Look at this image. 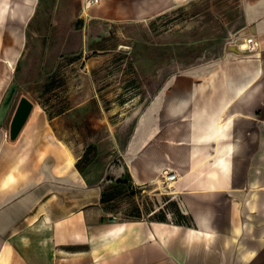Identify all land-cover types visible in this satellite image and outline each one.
Here are the masks:
<instances>
[{
    "label": "crops",
    "instance_id": "0c3cea01",
    "mask_svg": "<svg viewBox=\"0 0 264 264\" xmlns=\"http://www.w3.org/2000/svg\"><path fill=\"white\" fill-rule=\"evenodd\" d=\"M42 1L0 0V101L12 71L6 57L15 49L20 54ZM185 1L67 0V10L73 22L76 14L84 19L81 41L90 50L107 20L150 18V12ZM242 1L258 56L243 55L232 65L228 60L232 70L212 77L209 91L194 87L186 113L195 119L201 114V120L180 117L163 129L162 164L178 170L177 190L168 197H178L179 218L172 219L171 209L162 218L150 217L157 209L137 218L123 210L116 217L100 202L101 190L75 179L78 171L56 172L36 145L26 150L33 140L23 129L10 140L9 123L2 122L0 162L11 171L0 177V264H264V0ZM229 50L239 53L234 44ZM189 82L180 87L193 88ZM218 115L232 118L204 123ZM136 128L143 132L126 143L129 159L122 155L134 184V175L144 183L152 173L150 113L137 119ZM45 161L46 170L38 169Z\"/></svg>",
    "mask_w": 264,
    "mask_h": 264
},
{
    "label": "rangeland",
    "instance_id": "374dc122",
    "mask_svg": "<svg viewBox=\"0 0 264 264\" xmlns=\"http://www.w3.org/2000/svg\"><path fill=\"white\" fill-rule=\"evenodd\" d=\"M67 6V0H43L30 22L26 44L1 91L3 95L15 84L3 124L9 123L18 97L26 95L34 103L22 131L33 140L27 151L36 145L38 155L49 157L59 174L78 171L80 182L102 191L100 202L111 206L116 217L123 210L137 218L157 209L150 217L162 218L171 209L177 220L178 197H168L177 182L165 181L162 136L164 128L179 120L167 115L165 104L170 95L186 89L180 87V78H190L194 88L215 71L232 70L228 60L232 65L243 55H253L250 49L242 52L237 42L248 37L258 47L246 27L243 1L186 0L150 12V18L107 20L92 36L90 50L81 41L84 19L76 14L73 22ZM232 44L238 54L229 50ZM147 113L150 160L161 164L163 172L134 184L122 162L130 155L124 149L137 133V119ZM88 146L94 148L82 159ZM46 165L38 169L45 171ZM6 170L11 171L0 162L1 178Z\"/></svg>",
    "mask_w": 264,
    "mask_h": 264
},
{
    "label": "bare ground",
    "instance_id": "6f19581e",
    "mask_svg": "<svg viewBox=\"0 0 264 264\" xmlns=\"http://www.w3.org/2000/svg\"><path fill=\"white\" fill-rule=\"evenodd\" d=\"M15 40H16L17 43H21V42L18 41V40H20V36L16 35L15 36ZM242 41L241 40L237 41V42H239L238 43L239 49L242 52L243 51H248L249 47L251 46V43H249V40L246 39V41H244L243 44L240 45V43ZM255 47H256V42L253 44V47H252L253 50H251L250 53H253L254 56H258V52L256 50L257 48H255ZM18 54H19L18 49H15V50L10 51L9 55L6 57V65H7V69L9 71H11L13 69L15 61H16V59L18 57ZM217 74H218V72H216V71L213 72L211 77L207 80V82L199 85L198 88L201 89V88L211 87L213 85L212 77L217 76ZM8 77H10L9 73L6 74V78H8ZM189 79L190 78H188V77L180 78L181 83H184V82L188 81ZM2 85H3V81L0 82V87ZM240 85H241L240 86V90H242L243 86H242V84H240ZM194 94H195V88H192V89L190 88V89H185L183 91H178L177 93L170 95L168 97L167 101H166V104H165V110L168 113V115L171 116L174 119H180V117H181V119L186 120L188 123L198 122L199 120H201L200 119L201 118V114H200V116H198L195 119L193 114H187L186 113V110L188 109V107L190 105V101H191L192 97L194 96ZM223 106L227 107L226 103H224ZM228 118H232V116L231 115H227V116L226 115L225 116L218 115L217 118L210 117L208 119H205L204 123H214V122L221 123L224 120L226 121V119H228ZM227 121H230V119H228ZM140 132H141L140 129H138L137 130V134H139ZM71 163H72V161L69 160L68 165H71ZM162 168H163V166L161 164H158L156 161L152 162L150 160V170L152 172L157 173V174L161 173V172H163ZM164 172H168V171L166 170ZM134 176H135L134 179H135V181L137 183H142L143 182V181L140 180L139 177H137L136 175H134ZM74 178L77 179L78 175L74 174ZM172 181L173 180L170 179L168 182L172 183ZM196 217H197V219L199 221L202 220V216L201 215H196Z\"/></svg>",
    "mask_w": 264,
    "mask_h": 264
},
{
    "label": "water",
    "instance_id": "95a60500",
    "mask_svg": "<svg viewBox=\"0 0 264 264\" xmlns=\"http://www.w3.org/2000/svg\"><path fill=\"white\" fill-rule=\"evenodd\" d=\"M246 39L249 38L245 37L240 43V45H242L243 42L246 41ZM15 93L16 87L15 84L12 83L7 89V91L4 93L0 101V124L4 121L9 111ZM33 107L34 103L26 95L22 94L18 97V100L15 104L14 110L9 120L8 137L10 140H15L18 137L30 116Z\"/></svg>",
    "mask_w": 264,
    "mask_h": 264
},
{
    "label": "built area",
    "instance_id": "2783aa9c",
    "mask_svg": "<svg viewBox=\"0 0 264 264\" xmlns=\"http://www.w3.org/2000/svg\"><path fill=\"white\" fill-rule=\"evenodd\" d=\"M89 2H93L94 0H88ZM254 44V43H253ZM253 44H251V46H250V50H252L253 48ZM252 48V49H251ZM166 171V170H165ZM164 175H165V181H169L170 179L171 180H174L176 177H177V173H176V171H168V172H164ZM168 176V177H167Z\"/></svg>",
    "mask_w": 264,
    "mask_h": 264
},
{
    "label": "trees",
    "instance_id": "16d2710c",
    "mask_svg": "<svg viewBox=\"0 0 264 264\" xmlns=\"http://www.w3.org/2000/svg\"><path fill=\"white\" fill-rule=\"evenodd\" d=\"M89 148H88V150H86L85 152H84V154H83V156H82V159H85V158H87V153L89 152V150H91V149H93L94 147L93 146H88Z\"/></svg>",
    "mask_w": 264,
    "mask_h": 264
}]
</instances>
